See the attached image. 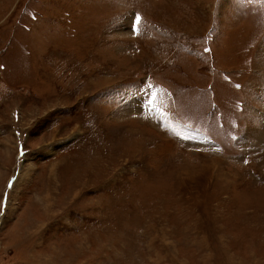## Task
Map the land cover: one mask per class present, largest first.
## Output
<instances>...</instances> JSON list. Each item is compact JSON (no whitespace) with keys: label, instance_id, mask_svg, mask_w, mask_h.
Listing matches in <instances>:
<instances>
[{"label":"rangeland","instance_id":"1","mask_svg":"<svg viewBox=\"0 0 264 264\" xmlns=\"http://www.w3.org/2000/svg\"><path fill=\"white\" fill-rule=\"evenodd\" d=\"M0 264H264V0H0Z\"/></svg>","mask_w":264,"mask_h":264},{"label":"snow or ice","instance_id":"2","mask_svg":"<svg viewBox=\"0 0 264 264\" xmlns=\"http://www.w3.org/2000/svg\"><path fill=\"white\" fill-rule=\"evenodd\" d=\"M207 51V50H206Z\"/></svg>","mask_w":264,"mask_h":264}]
</instances>
